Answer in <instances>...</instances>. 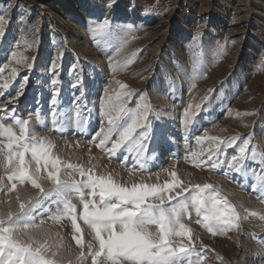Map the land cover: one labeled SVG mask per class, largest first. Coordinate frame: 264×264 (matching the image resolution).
Here are the masks:
<instances>
[{"label": "rangeland", "instance_id": "374dc122", "mask_svg": "<svg viewBox=\"0 0 264 264\" xmlns=\"http://www.w3.org/2000/svg\"><path fill=\"white\" fill-rule=\"evenodd\" d=\"M0 17V109L31 119V129L50 138L63 161L95 166L122 184H163L175 171L183 184L171 195L182 196L166 204L190 197L189 185L212 184L235 206L240 226L213 235L190 208L182 223L196 238L191 259L264 264V0H0ZM140 111L148 127L137 132L146 136L111 157L97 147L93 137L109 127L110 117L131 123ZM5 116L0 111V122L19 132ZM246 141L249 148L241 154ZM210 151L216 153L211 159ZM192 153L201 154L195 162ZM61 174L82 179L71 169ZM11 183L0 167V212H16L17 195L25 201L39 195L30 184L9 192ZM40 183L52 187L51 181ZM67 199L76 206L83 249L73 239L81 233H74L71 218L53 219L63 203L37 206L29 215L39 227L29 232L47 243V256L57 264H92L90 255L78 257L88 252V242L96 243L94 233L79 218V196L70 192ZM149 230L156 233L158 226Z\"/></svg>", "mask_w": 264, "mask_h": 264}, {"label": "snow or ice", "instance_id": "6c2138e0", "mask_svg": "<svg viewBox=\"0 0 264 264\" xmlns=\"http://www.w3.org/2000/svg\"><path fill=\"white\" fill-rule=\"evenodd\" d=\"M2 20L3 17H0V21ZM106 24L107 22L100 25L99 30H103ZM198 36L199 34L194 39H198ZM12 74L15 76L16 69H12ZM51 83L56 85L57 80H52ZM8 86L7 82L3 84L5 89ZM126 87L127 85L121 84V88ZM110 101L109 96L102 102V111L106 110ZM56 102L53 96L52 104L55 105ZM0 111L5 112L4 118H11L19 127L17 132L13 127L0 122V167L6 170L7 179L12 182L8 191L17 190V184H30L32 188L39 190L35 199L29 198L27 201L17 195L16 212L11 209L6 213L0 212V264H57L56 260L47 256V243L29 232L30 229L39 227L29 213L49 200L57 205L64 204L62 214L53 219L59 220L64 214L68 215L74 233H81V236L74 235L73 239L83 249L82 229L78 223L76 206L67 199L70 192L79 196L82 202L79 218L90 227L96 242H88V252L81 250L78 258L83 260L90 255L92 264H185V261L187 264H200L202 257L197 256L195 261L191 259L192 254L197 251L193 246L196 238L193 237L192 230L182 223L184 214L188 213L190 208L194 209L198 216L202 214V219L197 220V223L202 224L213 235H224L240 226L241 216L235 206L227 198H222L219 189L212 184L189 185L193 192L190 197L182 198L174 204H166V201L171 202L176 196H182L181 192H176V196L171 195L183 184L175 171L170 173L172 179L163 184L143 181L122 184L112 173H96L95 166L85 168L80 164L63 161L53 151L54 143L50 138L40 136L31 129V119L18 117L14 109H8L6 106ZM8 112H11L10 117L7 116ZM145 118V111H140L132 117L131 123L125 121L116 124L110 117L109 127L101 128L93 139H98L97 147L108 152L110 157L114 156L130 145L136 136H146L143 131L137 132L138 128L148 127L143 123ZM36 121L37 124L41 121L39 111L36 112ZM113 133L118 134L114 140ZM207 139L216 141L219 138ZM234 140L235 138L233 143ZM109 143L111 147H108ZM248 148L246 141L239 148V152L245 154ZM215 154L210 151L208 158L211 159ZM191 155L195 162L201 154ZM236 159L233 157V161ZM230 166L235 167V164ZM42 167L46 172L44 176L41 175ZM62 169L78 172L82 179L77 181L71 175L63 178ZM235 170L239 172L241 169L235 167ZM42 179L51 181L52 187L45 189L40 183ZM189 187L183 188V192H188ZM53 197L56 199H52ZM60 211L58 209V212ZM252 215L259 214L253 212ZM260 219L264 220V215H260ZM150 225L158 226V231L151 232ZM17 233L27 236V241L18 238ZM185 237L188 243L184 242Z\"/></svg>", "mask_w": 264, "mask_h": 264}, {"label": "bare ground", "instance_id": "6f19581e", "mask_svg": "<svg viewBox=\"0 0 264 264\" xmlns=\"http://www.w3.org/2000/svg\"><path fill=\"white\" fill-rule=\"evenodd\" d=\"M82 27H83V25H80V29H79V31H82V30H83V28H82Z\"/></svg>", "mask_w": 264, "mask_h": 264}]
</instances>
